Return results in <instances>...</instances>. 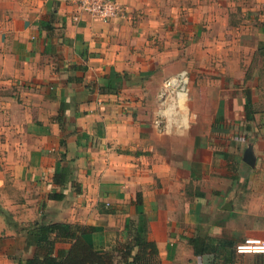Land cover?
<instances>
[{"label": "crops", "instance_id": "crops-1", "mask_svg": "<svg viewBox=\"0 0 264 264\" xmlns=\"http://www.w3.org/2000/svg\"><path fill=\"white\" fill-rule=\"evenodd\" d=\"M118 2L121 15L105 22L67 0H0V264L33 257L21 229L35 220L96 227L93 241L109 250L128 238L127 221L140 210L161 264H208L188 238L207 233L218 208L233 214L224 208L239 187L232 163L241 175L264 156L262 138L243 152L235 145L234 156L233 142L212 148L209 137L226 133L224 119L240 102L217 84L208 92L205 58L191 55L205 45L192 36L226 25L231 11L264 34V0ZM180 72L190 85L175 113L159 99ZM110 82L123 84L112 93ZM58 168L67 170L64 185L53 182Z\"/></svg>", "mask_w": 264, "mask_h": 264}, {"label": "rangeland", "instance_id": "rangeland-1", "mask_svg": "<svg viewBox=\"0 0 264 264\" xmlns=\"http://www.w3.org/2000/svg\"><path fill=\"white\" fill-rule=\"evenodd\" d=\"M246 19L240 11H231L230 21L226 25L219 27L211 24L204 29L206 32L196 34L195 38L192 36L194 41L205 44L201 48L192 49L191 55L196 59L205 58L204 68L207 74H204V79L208 92L217 84V88L220 86L222 89L224 97L235 98L237 104L240 102L239 113L234 116L231 114L224 119L226 133L223 132L224 134L214 138L209 137L210 142L215 143L212 148H216L217 152L233 142V147H228L234 150L233 156L236 146L237 150L243 152L248 146V141L264 139V39H259L264 38V34L262 31L253 30L257 25L252 20L247 19L248 22ZM184 52L186 53V50ZM196 70L192 72L196 73ZM202 70L204 69H201V73ZM168 82H171V85ZM189 85V78L186 76L184 78L182 72L166 80L162 87L164 93L159 99V105L164 109L171 107L175 113L182 111L186 103H183L184 97L181 98L180 93L186 92ZM194 87L199 88L197 85ZM248 94L252 95L255 109L258 111L255 121L246 120L244 104ZM211 98L213 101L216 99L214 94ZM211 118L212 114L209 113L208 119ZM259 151L261 152V149ZM241 164L240 159L237 166L240 167ZM232 165L236 168L234 175L238 179L240 177L237 191L228 200L232 203L233 214L229 215V211L218 208L216 216L212 217L211 225L204 226V230L218 238H224L225 235L232 233L234 237L232 236L231 240L236 241L234 264H255L260 254H240L236 246L247 238L264 239V156H261L258 166L252 169L250 166L247 167L242 170L243 172L241 171V175L237 172L238 168L234 162ZM216 167L212 168V172L220 175V168ZM211 212L206 208L204 214L210 218ZM223 219H229V225L227 224L222 230L213 227L214 223ZM206 262L210 264L208 259ZM218 264H223V261L218 260Z\"/></svg>", "mask_w": 264, "mask_h": 264}, {"label": "trees", "instance_id": "trees-1", "mask_svg": "<svg viewBox=\"0 0 264 264\" xmlns=\"http://www.w3.org/2000/svg\"><path fill=\"white\" fill-rule=\"evenodd\" d=\"M116 77H122L114 73ZM113 78L111 75L110 79ZM124 78V76H123ZM122 78V79H123ZM119 82V80H118ZM123 83L111 88L109 92L116 93ZM252 95H247L244 111L247 121H255L257 110L255 109ZM68 181L67 170L57 169L53 182L64 185ZM64 194L52 192L49 198L61 200ZM138 200L141 196L138 195ZM129 236L122 242L105 250L99 248L92 239V233L98 228L83 224L69 222H42L35 220L22 227L21 231L26 237L28 246H35L33 257L21 261L22 264H161L157 242L149 238V216L143 210L138 213V219H129L126 224ZM58 242L71 243L69 249H56ZM188 242L194 249V253L200 257H206L210 264H234L236 259V241L226 238H218L197 230L196 234L188 238ZM57 252V254H56ZM255 264H264V254L257 257Z\"/></svg>", "mask_w": 264, "mask_h": 264}, {"label": "built area", "instance_id": "built-area-1", "mask_svg": "<svg viewBox=\"0 0 264 264\" xmlns=\"http://www.w3.org/2000/svg\"><path fill=\"white\" fill-rule=\"evenodd\" d=\"M77 6L80 12L87 13L94 18L102 21H110L121 15V8L118 0H67ZM75 21L80 19V15L73 16ZM183 77H187L182 72ZM173 82V81H172ZM171 85V82H168ZM236 250L240 254H264L263 238H247L236 246Z\"/></svg>", "mask_w": 264, "mask_h": 264}, {"label": "water", "instance_id": "water-1", "mask_svg": "<svg viewBox=\"0 0 264 264\" xmlns=\"http://www.w3.org/2000/svg\"><path fill=\"white\" fill-rule=\"evenodd\" d=\"M244 160L252 165L255 166V157L253 156L252 152L247 150V154L246 156H244ZM225 209L231 210L232 209V204L231 203H227V205L224 207Z\"/></svg>", "mask_w": 264, "mask_h": 264}, {"label": "bare ground", "instance_id": "bare-ground-1", "mask_svg": "<svg viewBox=\"0 0 264 264\" xmlns=\"http://www.w3.org/2000/svg\"><path fill=\"white\" fill-rule=\"evenodd\" d=\"M180 94H181V95H180V96H181V98H183V97L185 96V95H184V93H180ZM182 101H183V100H182Z\"/></svg>", "mask_w": 264, "mask_h": 264}]
</instances>
